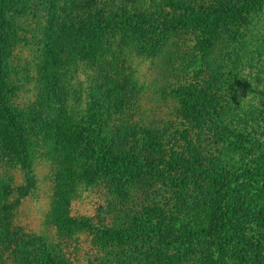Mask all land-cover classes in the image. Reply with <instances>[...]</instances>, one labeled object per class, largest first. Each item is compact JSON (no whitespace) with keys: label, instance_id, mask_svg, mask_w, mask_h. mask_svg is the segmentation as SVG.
<instances>
[{"label":"rangeland","instance_id":"1","mask_svg":"<svg viewBox=\"0 0 264 264\" xmlns=\"http://www.w3.org/2000/svg\"><path fill=\"white\" fill-rule=\"evenodd\" d=\"M159 1L29 0L27 13L25 3L19 6L14 4L11 13L15 15L13 18L16 17L17 27L5 45L4 67L10 72L8 87L12 86V90L13 86H17L19 89L13 97V104L24 112L26 122L30 123L29 131L32 129V153L38 186L32 194L22 196V189L28 183L25 171L15 169L10 164L4 145L0 143V250L5 244L9 250L4 255L7 260H4V264H10L13 253L11 240L24 241V238L38 243L46 242L52 254L65 259L66 264H103L108 259L116 263L118 260L114 258H118V254L114 252L113 257L109 251L107 254L100 248L95 236L117 229L127 235L125 238L130 234L137 237L144 224L139 225L134 217L140 215H145L146 227L152 225L150 235L155 238L147 236L148 240L139 244V247L144 246L142 251L137 245L141 239L131 243V255L138 257V260L146 259L143 255L162 253V250L165 255H170L179 246H190V242L194 241L190 259L182 264H238L232 253L223 257L224 261L218 258L213 238L197 240L190 238L189 234H180L183 229H203L205 216L209 218L206 213L205 216L200 213L208 193L207 181L200 184V177L188 170L174 177H166L164 173L140 181L133 180L138 182L131 181L135 188L127 184L124 187L127 191L123 194L121 191L118 195L103 183L90 186L84 181L76 185L74 191L68 190V194H65L58 187L60 179L55 181L63 160L51 157L49 150L54 145L46 136L40 135L38 124L34 128L31 125L43 109L46 85L56 88L55 97L63 99L74 95L76 113L84 109L82 103L85 105L86 96L99 94L96 87L109 85L113 91L132 93L133 97L143 99L142 110L148 112L154 121L164 120L171 124L168 127L160 126L166 138L171 133L175 135L177 128L184 131L187 140L179 144L180 149L184 150L182 158L202 159L208 168L217 167L233 177V181L261 171L264 167V7L246 20L230 19L225 28H221L218 43L212 41L210 47V44H205L208 41L206 36L198 39L197 34L189 33L191 31L182 32L178 37L175 33L167 37L163 29L146 31L142 48L147 44L154 45V51L147 57L138 53L140 27L116 28L112 31L114 39L108 41L111 45L105 44L102 48L113 54L116 46L120 45L122 56L119 60L110 58V63L105 65L102 76L106 79L104 86L98 79L95 80L97 71L80 60V45L89 42L87 29L94 15H111V11L123 2L130 7L139 5L148 9L149 6L150 11L154 8V17H161L162 13L158 10L164 9L169 18L165 21L162 18L163 22L174 25L172 15L176 14L175 2ZM202 1L206 3L208 0H195V3ZM217 1L222 3L224 0ZM16 10L21 11L18 16ZM119 35L126 36L123 44L121 41L116 43ZM56 43L55 48L53 45ZM83 54L86 58L93 53L90 50ZM182 84L187 85V89H184L186 95L182 93ZM195 87L210 91L212 101L216 102L209 107L210 114L200 109L204 118L199 121L189 120L194 118L192 110L197 111V105L185 103L190 96L188 92ZM141 93H144L142 97ZM119 99L117 97L115 101ZM59 106L58 101L55 109L59 110ZM0 109L1 137L5 130L7 105L0 104ZM134 119L137 126L148 124L146 117ZM210 119H213L212 123L208 122ZM170 142L167 139L164 144L166 151ZM188 147L190 151L186 152ZM242 180L246 181L245 178ZM219 188L220 184L212 183L209 195L215 196ZM243 191L236 194L239 196L237 222L264 262V190L248 186ZM5 196L8 197L7 201L4 200ZM149 201L152 203L151 209L148 207ZM159 207L165 209L166 217L163 214L155 216V219L154 215L149 218L146 211ZM57 211L67 212V217L76 221V227L70 233L61 234L58 231L54 223ZM164 219L175 222L176 228L170 232L166 226L157 229Z\"/></svg>","mask_w":264,"mask_h":264},{"label":"trees","instance_id":"2","mask_svg":"<svg viewBox=\"0 0 264 264\" xmlns=\"http://www.w3.org/2000/svg\"><path fill=\"white\" fill-rule=\"evenodd\" d=\"M28 1L0 0V104L5 103L7 105V110H5L7 114L4 117L5 130L0 137V143L4 145L5 156L11 161L10 164L15 169L25 171L28 183L22 189L23 197L32 194L38 186L32 153V134L30 133L32 129L29 131L28 125L30 123L26 122L24 112L13 104L15 102L13 97L16 96L19 89L17 86H13L12 90V86L11 88L8 87L10 72L4 67V49L12 36V32L17 27L16 17L13 18L15 15L11 13L13 6L14 4L19 6L25 3L27 13L30 5V3L27 4ZM172 1L175 2L174 6H177L175 9L176 14L172 15L174 16V25L163 22L162 18L164 21L169 18L164 9L158 10L162 13L161 17H154V8L150 11L149 6L148 9L146 7L141 8L139 5L138 7H130L126 2L121 3L117 8L114 7L117 10H112L111 15H106V17L94 15V18L91 17V20L92 18L93 20L87 29L89 42L81 43L82 51L79 52H82V54L79 53L78 56L81 61H84V65H91L97 71L95 80L98 79L99 83L103 85L106 82L105 77H102L105 65L110 63V58L119 60L122 56L119 51H122L120 45H115L116 52L113 54L102 48L105 44L106 46L111 45V42L109 44L108 41L114 39L112 31L116 28L140 27L141 29L138 28L140 31V38L137 41V45L140 47L138 53L140 52L141 56L147 57L154 51V45L147 44L145 48H142V40L145 38L143 35L146 31L156 32L163 29L167 33V37H170L172 33H175L178 37L182 32L191 31L189 33L195 34V36L197 34L198 39L206 36L208 41L205 44H210L208 46L210 47L212 41L218 43V37L222 32L221 28H225L230 19L245 18L246 20L264 7V0H224L222 3L217 0H208L206 3L199 2L200 4H196L195 0ZM20 13V10H16L15 14L18 16ZM80 30L78 29V31ZM117 39L116 43L121 41L123 44L126 36L120 37L119 35ZM57 45L56 43L53 47L56 48ZM90 50H92V56L83 57V52L88 53ZM50 86L46 85L44 89V105L43 109L40 110V116L36 117L37 119L31 125L34 128L38 124L40 135L46 136L48 141L54 145L53 149L49 150L51 157L55 158L54 156H56L59 161L63 160V165H60L59 175L55 181L60 179L57 184L65 194H68V190L74 191L75 186L84 181V184H90V186L98 182L103 183L108 190H115L118 195L121 191H123L122 194L127 191L124 188L127 184L135 188L134 183H138L136 181L146 177L161 176L164 173L166 177H174L179 172L190 170L195 176L200 177L198 180L200 184L208 182L206 184L208 185L206 191L208 193L205 204L201 205L204 207L200 213L204 216L206 213L209 218L205 216L202 223L203 229L197 231L183 229L180 234L183 236L189 234L190 238L197 240L204 237L213 238L216 241L218 258L221 261L223 257L232 253L238 264H264L257 248L248 242L240 228V224L237 222L239 196L236 195L237 193L242 194L248 186L263 191L264 167L256 174L250 173L241 176L246 181L242 180L244 178L233 181V177L217 167L208 168V164L202 159L193 160L191 157L188 160L182 158L184 150L180 149L179 144L187 140L183 135L184 131L181 132L177 128L175 135L171 133L166 138L165 133L160 130V126L165 127L167 125L168 127L171 124L164 120L154 121L151 119L148 112L142 110L143 99L133 97L132 93H124L119 90L113 91L109 85L107 87L104 85V87H96L99 89V91L97 90L99 94L93 95L91 93L86 96V99H84L85 105L82 103L84 109L76 113L74 95L63 99L55 97L57 90ZM181 88L182 93L186 95L184 89H187V85L182 84ZM140 95L142 97L144 93ZM188 95L190 96L185 99V103L197 105V111L192 110L193 116L195 115L194 118H189L192 121H199L204 118L200 109L210 114L209 107L211 108V105L216 104L211 99V92L206 91V89L203 91L199 87H195L190 93L188 92ZM117 97L120 99L115 101ZM70 98L71 102L69 101ZM58 101L59 110L55 109V103ZM213 115H216V113ZM141 116L146 117L147 125H136L137 121L134 118ZM208 122L212 123L213 119L208 120ZM226 132L232 134L230 131ZM167 139L171 142L168 143V150L166 151L164 144ZM189 151L188 147L186 152ZM51 157L48 156L49 159H52ZM212 183L220 184L219 191L215 196L209 195L212 192L210 189ZM69 193L72 194L70 191ZM4 200L7 201L8 197L5 196ZM118 201L121 202L119 199ZM151 206L152 203L149 201L148 207L150 209ZM149 210L146 211L149 212V218L154 215V219L155 216H162L163 214L165 216L166 212L165 209L160 207L152 209V211ZM67 214V212L58 211L55 213L54 223L61 234L64 232L70 233L73 227H76L74 223L76 221L68 218ZM134 218H137L139 225L144 224L137 237L130 234L125 238L127 235H123L124 232L117 229L96 234L95 237H97L102 250H105L106 253L109 251V255L112 257L114 252L118 254V258H114V260H118L116 263L108 259L103 264H182L190 259L194 241L193 243L190 242V246H179L170 255H165L164 250H162V253L161 251L158 252L157 255H143L146 259L140 260L135 255H131L129 248L132 246L131 243H137L138 239H141L137 245L142 251L144 246L139 247V244L145 242V239L148 240L149 237L147 236H152L150 232L153 231L152 225L148 224L149 226L146 227L145 215L135 216ZM172 220L174 221V217H172ZM161 222L157 229L166 226L167 231L170 232L176 228L175 222H167L165 219ZM152 238L155 237L152 236ZM25 239L24 241L16 240L17 242L14 239L11 240L13 253L9 261L10 264H66L65 259H60L52 254L51 250L45 245L46 242L38 243L33 239ZM5 245L2 251L0 250L1 264L5 263L6 257L4 255L9 252Z\"/></svg>","mask_w":264,"mask_h":264}]
</instances>
